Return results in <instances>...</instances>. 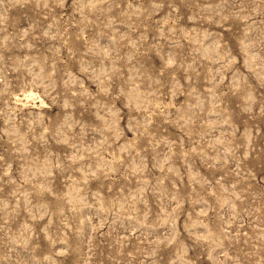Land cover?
I'll list each match as a JSON object with an SVG mask.
<instances>
[{
    "label": "rangeland",
    "instance_id": "1",
    "mask_svg": "<svg viewBox=\"0 0 264 264\" xmlns=\"http://www.w3.org/2000/svg\"><path fill=\"white\" fill-rule=\"evenodd\" d=\"M0 264H264V0H0Z\"/></svg>",
    "mask_w": 264,
    "mask_h": 264
}]
</instances>
